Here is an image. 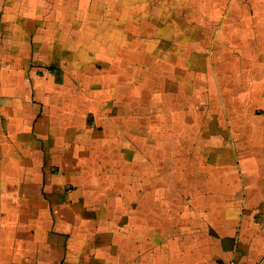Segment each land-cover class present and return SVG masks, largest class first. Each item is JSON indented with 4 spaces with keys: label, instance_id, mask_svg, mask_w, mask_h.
<instances>
[{
    "label": "crops",
    "instance_id": "1",
    "mask_svg": "<svg viewBox=\"0 0 264 264\" xmlns=\"http://www.w3.org/2000/svg\"><path fill=\"white\" fill-rule=\"evenodd\" d=\"M202 1L191 9L189 0H135L138 7L120 15L132 51L150 54L142 64L147 66L145 87L139 76L137 83L126 78L132 79L128 89L124 80L114 91L100 87L94 107L105 111L107 123L94 135L97 143L83 163L76 164L75 146L87 144L90 132L84 126L90 105L85 97L73 98L78 79L71 72L72 77L57 62L36 58L60 43L73 47L81 34L89 39L93 31L74 9L68 12L72 0H31L30 7L0 0V158L1 146L10 145L12 155L26 164L14 185L0 169V264H264V0H258L260 9L252 3L246 7V106L231 99L229 92L240 91L224 83L232 79L229 74L225 79L227 73L211 68L206 74L200 67L208 42L214 66L213 50L226 19L222 15L218 27L221 15L203 16ZM219 4L210 2L211 7ZM154 22L162 27H152ZM156 28L167 38L170 33V40L155 39ZM208 32H215L210 41ZM120 42L115 50L98 47L117 53L128 48ZM165 50L183 70L191 65V72H162L158 66ZM117 64L120 73L133 75L135 69L122 60ZM33 67L69 84H59L58 94L39 91L34 73L28 72ZM202 80L210 84L206 89ZM13 83L20 94L2 89ZM71 127L83 130L84 140H71ZM92 164L97 180L88 171ZM110 178L121 183L112 188ZM112 192L126 194L118 199L119 213L128 209L129 214L104 223L101 210L92 215L96 202L91 193ZM76 196L83 198V211L75 207Z\"/></svg>",
    "mask_w": 264,
    "mask_h": 264
},
{
    "label": "rangeland",
    "instance_id": "2",
    "mask_svg": "<svg viewBox=\"0 0 264 264\" xmlns=\"http://www.w3.org/2000/svg\"><path fill=\"white\" fill-rule=\"evenodd\" d=\"M20 1L24 2L29 7L32 5L31 0H20ZM72 1H74V4L70 2L71 4L70 6H68L69 7L68 12L74 9L75 11L73 12H75V14L81 15L85 18L84 20L86 21V24H88L87 27L91 29V31H93L92 36L94 37V39L92 36L91 38L88 39L86 35H84L85 37L83 36L81 37L82 35L81 34L79 44L73 47H68L66 43L65 44L60 43L59 44L60 46L58 48L54 47L53 49H48L46 51L42 50L40 53V56L36 58V60L38 61L39 59V62H44V63L46 61L48 62L51 60L55 61L61 65L64 73H66V71H68L67 73L71 72V74L76 78V80L78 79V85L76 84L77 86L75 88H74V85H72L71 87L72 90L74 88V92H75V94H73V98H75V101H77L78 97L80 96L82 98L85 97V99H83V102L85 104L90 105L87 107V109H90L91 111L88 112L87 115H85V124H84V126H87L90 129L89 133L85 131V133H87L85 137L86 138L85 143L87 144H85L84 146H82V144H80L79 146L77 145L75 146L76 149L74 150V154H76V157H75L76 164H79V162L83 163V157L90 153V146H93L97 143L96 137L94 135L98 136L102 130V126L105 123H107V121L104 120L105 116H103L104 115L103 113L105 111H101L102 109L98 110V107H99L98 105H97L98 107L97 106L94 107L97 104L95 103V99L97 97H94V96L100 93V90H102L100 89V87H102L103 90H105L106 88L112 91L117 90V87H118L117 85H121L123 80L126 81V83L128 84V85H125L124 83V89H128L132 84V79L135 80L136 83L139 82L138 79H136V77L138 76L140 77V80H141L140 85L143 84L144 77H145V67L147 66H144L142 64H145L147 62V59H149L148 57H150V54L147 51L140 50V49H135L134 51H132V48H130L131 44L129 46V41L127 40L130 35L129 30H127V32L121 30L122 26L124 25L125 20L121 18L120 15L125 14L126 11L130 13L131 7L132 9H136L138 7V3H136V6L132 4V2H134L135 0H72ZM217 1L220 3L218 8L216 6L214 7L210 6L211 0L202 1L201 4L203 7H200V6L198 7L200 8L203 16L204 14H207V13H209L210 17L212 14L215 15L214 18L216 17V13L218 15H221L220 18L218 19V22H216V25H218V27L221 23L222 15H226L224 25L219 30V36L222 39L216 40L217 44H216L215 49L213 50L214 51V56H213L214 61L213 60L212 61L214 62V66L210 65V58H209L210 42H208L206 44V48L201 50L202 54L200 56V59H202V61L200 62V67L203 69V72H205L206 74H209V72L211 71L210 70L211 68L215 71H217L218 69V72L227 73V74L222 75V76H225L224 77L225 79L227 78L229 74V76H231L232 79H228L227 81L225 80L224 83L228 84L230 89L234 91L235 90L240 91V92H229L231 99L232 100L241 99V101L243 100L242 103L246 106V41H244L247 35L246 29H245L246 28V10H247L246 7L249 8L248 3H252L254 8L260 9L262 8L261 2L258 0H217ZM18 3L19 2H16V4ZM188 3H190V5H188L190 8L191 7L195 8L198 6V0H196L195 4H194V0L192 1L189 0ZM204 6H209V10H207ZM54 9H55V6H54ZM140 10L141 9H139V11ZM36 11H40V6H37ZM134 12L136 13L138 12V10H134ZM205 17L206 19H208L209 16L206 15ZM208 20L212 21V19H208ZM159 23L154 22L152 27H162L159 25ZM214 24L215 22L212 23V25ZM125 25L127 27H130L129 23L127 22L125 23ZM179 26L180 25L175 26L174 28H172V30H177ZM132 27L133 25H131V28ZM193 29L196 30V27H194ZM161 34H162L161 28H156L155 32L153 31V35H154L153 37L155 39L161 40L165 38V41L170 40V37H171L170 33H169L168 38L164 36V34L163 35ZM214 34L215 32H212V33L210 32L208 34L207 41L212 40L214 38ZM186 35L187 34L182 35V41L184 42H185L184 38ZM241 38H243V42H241ZM122 40H124V46L128 48L123 49V50L120 49V51L117 53H114L111 47H109L108 49L98 47L101 45L103 46L112 45L115 50V47L121 45L120 41ZM156 46L159 47L160 44L156 43ZM133 54L135 55V57L133 56ZM225 58H227V60L233 61L231 65H226V62L224 60ZM118 60L119 61L122 60L123 65H126L125 67H130L129 69H131V71L132 69H135L133 72V75L131 74V72L128 73L131 75L125 74L124 72L120 73L121 69H120V66H118L117 64V62H119ZM178 62L182 63L179 60ZM38 64H41V63H38ZM160 65L161 66H158V68L160 67L162 72L163 70L165 71L166 69L167 71L173 74H176V73L181 74L184 71L191 72V68H192L191 65H189L190 70L188 69V66L184 70L182 67H178L176 63L175 55L172 54L170 50L164 51V59ZM54 67L59 68L58 70L61 71L60 69L61 67H59L58 65L54 64ZM106 67H107V70L105 69ZM137 67H139V69ZM158 68L155 67V72H157ZM33 69L34 67L31 69L29 68L28 72L30 74L37 73V75H34V74L31 75L32 76L31 78L36 80L33 82V84L35 85L34 88L38 89L39 91L43 90L44 92L49 91V92H55V94H58V91H56V89L59 88V90H61L60 88L62 84H65L66 86L69 84V82H67L68 79H64L63 77L62 79L60 77V79L58 80V76L56 75V73H51V72L48 73V72H45V70H41V69L35 70L36 72L35 73ZM152 71H153V67H152ZM21 72H22V69L19 70V73L17 76L18 79L20 77L21 78L23 77L20 74ZM38 74H40V76ZM71 74L70 76L72 77ZM156 75H158V73H156ZM128 76H130L132 79L131 78L126 79ZM39 79H46L47 81H43L41 83L38 81ZM97 81L99 83L107 84V85L106 86L93 85L97 83ZM207 81L208 80H202L201 82L204 84L203 86L204 89H206V87L210 85ZM191 82L196 83V81L194 80H192ZM191 82L189 81V83ZM189 83L188 82L186 83V88L191 87V84L189 86ZM207 83L209 85H207ZM174 84L175 86L173 87H177V84L176 83ZM40 85H42V88ZM219 86L223 88L222 79L220 77H219ZM143 87H145L144 84L142 85V88ZM2 89L8 92L11 91L14 94L15 93L20 94L19 92L22 91V89L15 87L14 83H13V86L12 84L2 86ZM239 93H240V96H239ZM43 98H45L44 95H43ZM73 98L71 96V99ZM55 101L58 102V98L55 99L53 102H51V104L52 103L54 104ZM81 101L82 99L79 102ZM113 102H114V98L110 100V103H113ZM50 115L54 116L56 115V113L55 114L52 113ZM45 127H46V124H45ZM78 129H81V128H78ZM48 131L50 130L48 129ZM62 131H65V130H61L60 132ZM48 133L49 132H47V138L49 139L50 133L49 135ZM69 137L74 142L78 140L81 141L84 138L83 130H80V133H78L77 130H75L74 132V127H71L69 128ZM1 150H2V153H1L2 157L0 158V169H2L5 173V180L9 176L8 179L11 185H14V183L16 182L20 183V181L22 180L20 172L23 168H25V165H26L25 162L19 159L18 157H14L12 155V150H11L10 145L1 146ZM6 154H8L9 157H5ZM16 154L19 155V151H17ZM47 163L48 161L45 159L43 164L46 165ZM53 167L55 169L56 168L59 169L61 166L60 164L56 166L52 164L50 168H53ZM90 170H91V176H92L91 179L97 180L98 176L96 174V171H97L96 165L94 164L93 166L92 164L91 168H88V171ZM105 173H107V169ZM15 175H18V177H16ZM89 180L90 179H88L87 181ZM110 180H112V178L109 179V185L112 188L118 187V185L121 183V182L119 183L115 181L114 179L112 181ZM112 193L113 194L91 193L92 200L96 202V212L94 211L95 213H92V215L96 218V215L101 210L103 214L101 222H104V223H106L109 219H113L114 217L119 218L120 215L126 216L129 214L128 209H126V211L122 214L119 213L121 204H119L118 199H120V197L122 196L125 197L126 194H119L118 195L119 197H118L115 195L114 192ZM77 197L78 196H76V199H75V207L80 206L79 211L81 210L83 211V207H82L83 198L82 197L77 198ZM125 199H123V201H126ZM81 224L82 223L80 222L77 224V226H79V231L80 230L82 231L83 229V225H82V228L80 226ZM85 227L87 226L85 225ZM75 231H77V229Z\"/></svg>",
    "mask_w": 264,
    "mask_h": 264
},
{
    "label": "flooded vegetation",
    "instance_id": "3",
    "mask_svg": "<svg viewBox=\"0 0 264 264\" xmlns=\"http://www.w3.org/2000/svg\"><path fill=\"white\" fill-rule=\"evenodd\" d=\"M105 69L107 70V67Z\"/></svg>",
    "mask_w": 264,
    "mask_h": 264
}]
</instances>
